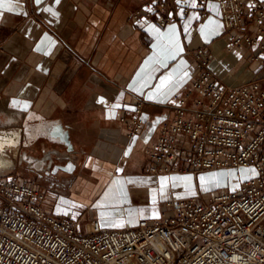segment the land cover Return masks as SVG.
I'll list each match as a JSON object with an SVG mask.
<instances>
[{"label": "built area", "instance_id": "obj_1", "mask_svg": "<svg viewBox=\"0 0 264 264\" xmlns=\"http://www.w3.org/2000/svg\"><path fill=\"white\" fill-rule=\"evenodd\" d=\"M210 1L219 5L229 48H254L250 60L264 68V0H144L131 19L165 27L194 12L205 18ZM193 53L196 72L145 149L146 171L250 166L255 174L209 198L168 199L159 219L126 228L93 219L83 232L46 208V188L18 172L0 175V264H264V73L229 85L213 71L207 43ZM120 121L129 136L139 135L147 123L142 105Z\"/></svg>", "mask_w": 264, "mask_h": 264}, {"label": "crops", "instance_id": "obj_2", "mask_svg": "<svg viewBox=\"0 0 264 264\" xmlns=\"http://www.w3.org/2000/svg\"><path fill=\"white\" fill-rule=\"evenodd\" d=\"M143 1L0 0V102L25 109V118L31 110L45 120L60 118L70 126L75 163L112 169L109 182L117 181L128 195L137 189L145 200L151 198V188L173 178L168 174H186L149 173L145 167L151 159L138 152L145 153L156 141L158 124L174 116L175 94L185 92L196 72L194 49L209 45L212 69L229 85L256 78L264 68L250 60L254 48H229L215 1L207 6L209 16L194 12L165 27L145 17L133 22L132 14ZM138 103L147 123L131 137L120 116H133ZM41 139L49 143V152L65 148ZM22 146L32 154L38 145L22 142L20 150ZM16 164L24 167L25 160L17 158ZM34 183L49 192L68 184ZM164 209L159 207L160 214Z\"/></svg>", "mask_w": 264, "mask_h": 264}, {"label": "rangeland", "instance_id": "obj_3", "mask_svg": "<svg viewBox=\"0 0 264 264\" xmlns=\"http://www.w3.org/2000/svg\"><path fill=\"white\" fill-rule=\"evenodd\" d=\"M36 142L39 147L37 146L32 155L43 157L49 152V143L46 144L47 140L41 138ZM22 148L28 152L26 147L22 146ZM17 154L12 150L10 157L14 159ZM138 154L145 155L146 152L141 150ZM17 158L19 160L20 156L15 157V162ZM16 172L31 182L37 181L27 161L24 167L16 164L9 170V174ZM76 173L75 179L81 177L76 182L71 181L72 184L69 182L57 192L47 191L45 206L53 213L64 212L74 220H78L76 228L83 232L87 228L88 221L93 219L99 220L103 226L121 227L135 226L142 217L151 221L159 219L162 216L159 207L166 206L167 198L178 199L191 195L209 198L213 193L225 188L240 186L246 178L255 174V170L250 166H241L197 173L168 174L173 178L165 180V185L161 181L158 188H151L149 191L151 198L145 200L140 198L142 192L137 189H133V193L128 195L119 189L117 181L109 182L113 176V170L110 168L92 169L85 164H79ZM90 179L93 183H90ZM152 198L154 201L151 200Z\"/></svg>", "mask_w": 264, "mask_h": 264}, {"label": "water", "instance_id": "obj_4", "mask_svg": "<svg viewBox=\"0 0 264 264\" xmlns=\"http://www.w3.org/2000/svg\"><path fill=\"white\" fill-rule=\"evenodd\" d=\"M19 130L23 133V143L29 145L31 142H35L41 137H47L52 141H56L59 144L65 146L64 149H54L52 152H47L43 157L35 156L28 153L26 150H22L15 156H20V160L27 161L30 167H34L39 172L55 173L52 169L58 162L67 161L66 165H62L69 172H75L78 164L73 161L72 154L76 152L74 142L71 137L70 126L65 124L60 118L44 119V115L38 113L36 110H31L27 113L23 122V127H19ZM3 132H0V136ZM8 137V136H7ZM21 142V140H20ZM21 147V144H20ZM52 155H55L58 162L55 163V159ZM15 157L12 160L5 162L0 161V175L9 174V170L15 167ZM49 166V170L47 169Z\"/></svg>", "mask_w": 264, "mask_h": 264}, {"label": "bare ground", "instance_id": "obj_5", "mask_svg": "<svg viewBox=\"0 0 264 264\" xmlns=\"http://www.w3.org/2000/svg\"><path fill=\"white\" fill-rule=\"evenodd\" d=\"M26 110L9 106L5 102H0V161L12 160L11 151L18 153L20 144L23 141V132L19 130V124L24 122ZM8 136V137H7ZM21 140V142H20Z\"/></svg>", "mask_w": 264, "mask_h": 264}, {"label": "flooded vegetation", "instance_id": "obj_6", "mask_svg": "<svg viewBox=\"0 0 264 264\" xmlns=\"http://www.w3.org/2000/svg\"><path fill=\"white\" fill-rule=\"evenodd\" d=\"M67 161L58 162L57 165L52 167L55 170V173H46V172H39L34 167H30L31 172L36 175V179L39 182H44L49 185L50 183H60L61 185H66L67 183L73 181L75 179V172H69L66 168L62 165H66ZM49 170V166H47ZM77 169V168H76ZM75 169V171H76Z\"/></svg>", "mask_w": 264, "mask_h": 264}]
</instances>
